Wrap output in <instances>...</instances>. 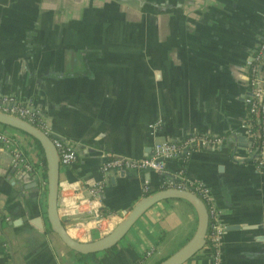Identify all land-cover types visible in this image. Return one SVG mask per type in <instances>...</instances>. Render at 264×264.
Segmentation results:
<instances>
[{
    "label": "crops",
    "instance_id": "obj_1",
    "mask_svg": "<svg viewBox=\"0 0 264 264\" xmlns=\"http://www.w3.org/2000/svg\"><path fill=\"white\" fill-rule=\"evenodd\" d=\"M263 35L264 0H0V93L32 104L79 151L61 167L58 193L74 240L104 238L162 191L157 172H103L106 155L140 160L156 142L221 136L218 146L168 162L166 176L211 190L225 227L220 264H264V164L243 129L247 62ZM0 132L13 142L0 143V264H159L196 234L197 210L170 199L113 250L68 249L48 223L37 142ZM15 152L33 171L15 164ZM95 185L104 187L99 197ZM213 257L207 244L184 264Z\"/></svg>",
    "mask_w": 264,
    "mask_h": 264
},
{
    "label": "built area",
    "instance_id": "obj_2",
    "mask_svg": "<svg viewBox=\"0 0 264 264\" xmlns=\"http://www.w3.org/2000/svg\"><path fill=\"white\" fill-rule=\"evenodd\" d=\"M262 68V70H261ZM264 35L261 38L260 44L247 62L246 75L248 78L249 94L246 98L247 118L243 125V129L247 131L249 138L254 142L256 134L252 132V124L249 122V116L256 114L261 107V112L264 115ZM263 100V101H262ZM0 112L5 113L21 120H24L35 127L39 128L46 134L51 136V139L57 148L62 168H69L77 162L79 151L77 145L61 135L54 134L49 128L47 121L41 116L40 112L35 109L32 104L23 103L19 100L2 95L0 93ZM263 141L260 144V165L264 164V129L262 133ZM223 141L221 136H202L191 135L187 138L177 141H163L154 144L151 155L146 158L135 160L124 156L108 154L105 157V163L102 167L103 172L111 170H130V171H153L164 175L162 190H182L191 192L200 197L206 204L209 216V232L207 236V244L213 250V264H220V245L221 239L225 232V227L222 223L221 213L216 206V202L211 190L201 181L188 180L182 174L175 177H167V163L177 158L188 159L195 151L200 149H208L218 146ZM0 143L6 148L13 145L11 138L4 132H0ZM14 162L16 165L24 168L27 171H33L31 162L20 152H15ZM43 185H47V177L45 172L39 171ZM45 174V175H44ZM102 185L93 186L91 192L96 197H99L103 192ZM148 191V187L145 189ZM101 219H106L108 216L101 215Z\"/></svg>",
    "mask_w": 264,
    "mask_h": 264
},
{
    "label": "water",
    "instance_id": "obj_3",
    "mask_svg": "<svg viewBox=\"0 0 264 264\" xmlns=\"http://www.w3.org/2000/svg\"><path fill=\"white\" fill-rule=\"evenodd\" d=\"M0 125L19 130L40 144L47 164L48 223L52 232L58 236L60 241L68 249L80 255H94L113 250L149 209L162 201L170 199L184 200L194 206L198 213V228L194 237L183 248L159 264H184L207 245L210 223L208 208L200 197L191 192L182 190H162L154 195L145 197L134 208L129 210L128 216L124 221H122L109 235L100 240L87 243L74 240L66 231V221L59 216L58 193L61 165L59 153L51 136L24 120L1 112ZM233 137H235L234 134ZM236 139L241 142H246V138L243 136L237 137Z\"/></svg>",
    "mask_w": 264,
    "mask_h": 264
},
{
    "label": "trees",
    "instance_id": "obj_4",
    "mask_svg": "<svg viewBox=\"0 0 264 264\" xmlns=\"http://www.w3.org/2000/svg\"><path fill=\"white\" fill-rule=\"evenodd\" d=\"M263 74H264V72H263ZM249 120H250L249 122L252 124V132L254 134H256V140L253 142L254 149L259 151L260 150V144L263 141L262 133H263V129H264V115L261 112V107L260 106H259L258 113L251 114L249 116ZM38 146H39V149L42 152V156L44 157V154H43V151H42V148H41L40 144H38ZM41 163H42V165L44 167V170L46 171L47 164H46L45 158H42V162Z\"/></svg>",
    "mask_w": 264,
    "mask_h": 264
}]
</instances>
